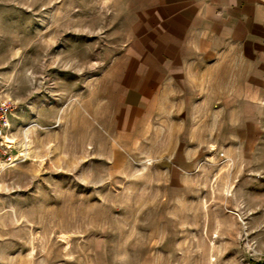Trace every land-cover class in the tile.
I'll list each match as a JSON object with an SVG mask.
<instances>
[{
  "label": "rangeland",
  "instance_id": "1",
  "mask_svg": "<svg viewBox=\"0 0 264 264\" xmlns=\"http://www.w3.org/2000/svg\"><path fill=\"white\" fill-rule=\"evenodd\" d=\"M159 2L0 0V89L18 101L0 264H264V7L177 100L143 101Z\"/></svg>",
  "mask_w": 264,
  "mask_h": 264
},
{
  "label": "crops",
  "instance_id": "2",
  "mask_svg": "<svg viewBox=\"0 0 264 264\" xmlns=\"http://www.w3.org/2000/svg\"><path fill=\"white\" fill-rule=\"evenodd\" d=\"M263 7L264 0H160L153 29L142 36V54L150 57L134 65L133 94L153 101V88L158 87L160 98L177 100L171 87L184 81L191 85L192 71L220 47L239 43L258 30Z\"/></svg>",
  "mask_w": 264,
  "mask_h": 264
},
{
  "label": "built area",
  "instance_id": "3",
  "mask_svg": "<svg viewBox=\"0 0 264 264\" xmlns=\"http://www.w3.org/2000/svg\"><path fill=\"white\" fill-rule=\"evenodd\" d=\"M17 100L6 93L5 88L0 89V165L6 168L15 160V156L10 152L11 146L6 142V137L11 131L12 117L17 110ZM20 155H23L20 152Z\"/></svg>",
  "mask_w": 264,
  "mask_h": 264
},
{
  "label": "bare ground",
  "instance_id": "4",
  "mask_svg": "<svg viewBox=\"0 0 264 264\" xmlns=\"http://www.w3.org/2000/svg\"><path fill=\"white\" fill-rule=\"evenodd\" d=\"M6 141L7 142H13L12 138H10V137H7V140Z\"/></svg>",
  "mask_w": 264,
  "mask_h": 264
},
{
  "label": "trees",
  "instance_id": "5",
  "mask_svg": "<svg viewBox=\"0 0 264 264\" xmlns=\"http://www.w3.org/2000/svg\"><path fill=\"white\" fill-rule=\"evenodd\" d=\"M256 264H263V263L258 262V263H256Z\"/></svg>",
  "mask_w": 264,
  "mask_h": 264
}]
</instances>
